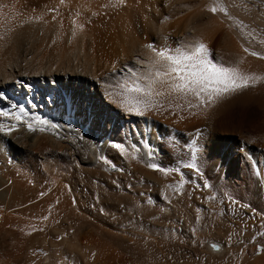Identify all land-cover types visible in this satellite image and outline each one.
I'll use <instances>...</instances> for the list:
<instances>
[{"label":"bare ground","instance_id":"1","mask_svg":"<svg viewBox=\"0 0 264 264\" xmlns=\"http://www.w3.org/2000/svg\"><path fill=\"white\" fill-rule=\"evenodd\" d=\"M196 41L256 79L208 106L160 85L142 114L119 106L129 69ZM0 111L16 125L0 131V264H180L191 247L233 264L263 198L236 147L264 145V0H0Z\"/></svg>","mask_w":264,"mask_h":264},{"label":"snow or ice","instance_id":"2","mask_svg":"<svg viewBox=\"0 0 264 264\" xmlns=\"http://www.w3.org/2000/svg\"><path fill=\"white\" fill-rule=\"evenodd\" d=\"M213 13L218 10L217 6L209 9ZM219 10L227 15V10L219 6ZM147 47L152 48L151 45ZM155 67L147 74L133 72L118 84L120 92V107L135 114H142V110L154 107L152 97L164 95L165 92H154V87L160 85L166 89L168 95L176 94L181 98L192 96L198 100L196 106H208L218 98L247 87L249 81L256 79L253 76L241 73L238 68L217 64L211 58L207 45L196 41L192 45L181 46L175 49L163 48L155 50ZM247 51V49H245ZM257 55V53H251ZM109 96L113 95L108 93ZM23 111V109H21ZM10 113L0 111V117H10ZM17 122H21L19 115L11 116ZM41 124L46 121H39ZM16 127L0 124V131L11 132ZM30 130L32 125H28ZM41 131L44 129L41 128ZM187 167H194L189 164ZM150 167L156 168L155 165ZM205 187H208L205 184Z\"/></svg>","mask_w":264,"mask_h":264},{"label":"rangeland","instance_id":"3","mask_svg":"<svg viewBox=\"0 0 264 264\" xmlns=\"http://www.w3.org/2000/svg\"><path fill=\"white\" fill-rule=\"evenodd\" d=\"M89 128H90L89 130L92 129L91 127H89ZM236 148H237V151L240 150L244 155H246L249 158V160L251 162L249 160L248 161L250 163L256 162V164H257V162H258L257 165L255 164L256 166L252 163L251 165H253V166L251 167L250 170L252 171L251 173H253L252 174V180H253L252 182L253 183L255 182L254 186H256L258 188L261 185V187L258 189H259V192L261 189L260 194L261 193L263 194L262 195L263 198H261V204L258 206V208H255V211L256 210L257 211L253 213V216H250L247 219L250 221L246 222L244 219V221L246 223L245 224L243 219H238V221H240V222L242 221V223H244L243 229H241V230L235 229L238 241H240V243H237V244H238V246H241L240 249H242V250H240L241 253H239L240 255L238 254V258L236 259V261L233 264H238V263L239 264H264V223H262L264 221V218L263 219L261 218L262 221L260 220V216L264 217V215H262V214H264V193L262 190V181H263L262 179H264V177L263 178H261L262 176L260 177V175H263L262 173L264 172V168L261 167V165L259 164L260 162H262L264 164V145L263 146L262 145H260V146L254 145L253 146V145H250L247 143H243L242 145H238V147H236ZM248 155L249 156L251 155V157H249ZM252 155H253L254 159L252 158ZM251 158L253 159V161ZM255 159H256V161H255ZM259 166H260V168H259ZM111 170L114 172L115 171L117 172V171H119V168H112ZM235 179L232 181H234V182L238 181V178H235ZM257 183H260V184H257ZM259 197H261V195H259ZM257 215L258 216L260 215V216L258 217ZM253 222H255V223H253ZM259 223H262V225H263L262 227L260 225L261 228H259V226H258ZM191 248H190L191 252H190L189 256H187L186 258L182 257L179 259L180 264H207L206 262H201L199 258L194 256V250H196L197 247H191ZM204 250H205V248H204ZM238 259H240L241 261ZM224 262L220 263V264H224ZM215 264H217V263H215Z\"/></svg>","mask_w":264,"mask_h":264}]
</instances>
